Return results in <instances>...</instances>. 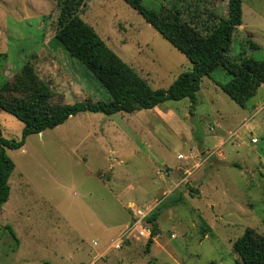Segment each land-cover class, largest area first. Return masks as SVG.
I'll return each mask as SVG.
<instances>
[{"label": "rangeland", "instance_id": "rangeland-1", "mask_svg": "<svg viewBox=\"0 0 264 264\" xmlns=\"http://www.w3.org/2000/svg\"><path fill=\"white\" fill-rule=\"evenodd\" d=\"M59 1L0 0V85L29 63L52 105L107 102L99 81L53 40ZM180 1L142 4L158 10ZM202 1L225 14L227 0ZM196 6L181 8L203 29L210 9ZM241 9L229 58L264 64V0H243ZM79 16L153 89L191 69L123 0H85ZM229 80L215 68L201 78L194 105L183 98L130 114L79 113L6 150L14 169L0 207V264H242L232 242L246 228L264 237V83L242 108L219 88ZM21 131L0 111L4 138ZM156 210L146 251L145 218Z\"/></svg>", "mask_w": 264, "mask_h": 264}, {"label": "trees", "instance_id": "trees-1", "mask_svg": "<svg viewBox=\"0 0 264 264\" xmlns=\"http://www.w3.org/2000/svg\"><path fill=\"white\" fill-rule=\"evenodd\" d=\"M123 1L182 53L191 64V69L180 73L167 88H151L80 18L85 0H60L53 40L99 81L110 100H84L72 104L52 105L49 86L36 76L29 63L21 67L11 82H3L0 85V111L20 122L22 131L18 140L4 138L0 133V207L8 200V179L14 169L6 150L21 148L25 138L31 134L53 129L63 124L70 116L79 113H98L105 116L116 113L130 114L151 109L166 100L177 101L183 98H188L191 105H194L201 78L208 76L215 68H221L230 77V80L219 85V88L242 108L264 83L262 62L245 56L235 60L228 55L232 35L242 24L243 0H227L226 12L222 16L212 11V6L209 8L207 2L195 0L200 3V6H196L198 13L207 14L206 7L210 9L203 29L194 25L193 18L188 20L184 16L181 6L183 2L189 4L190 0L180 1L182 4L178 7L161 6L158 10L145 7L142 0ZM185 10L195 13V10L187 6ZM245 43L251 50L259 49L250 36ZM179 199L174 202H180ZM159 213L160 211L156 210L145 218V222L150 224L149 237L145 243L146 251L157 235L156 220ZM6 228L15 239L13 231L9 227ZM232 251L242 264H264V237L253 229L246 228L243 234L232 242Z\"/></svg>", "mask_w": 264, "mask_h": 264}]
</instances>
